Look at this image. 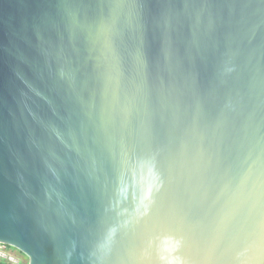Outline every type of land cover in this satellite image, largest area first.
Instances as JSON below:
<instances>
[{"label":"water","instance_id":"95a60500","mask_svg":"<svg viewBox=\"0 0 264 264\" xmlns=\"http://www.w3.org/2000/svg\"><path fill=\"white\" fill-rule=\"evenodd\" d=\"M257 151L264 0H0V243L28 264H264L247 232L169 243L184 189Z\"/></svg>","mask_w":264,"mask_h":264},{"label":"clouds","instance_id":"9594fccd","mask_svg":"<svg viewBox=\"0 0 264 264\" xmlns=\"http://www.w3.org/2000/svg\"><path fill=\"white\" fill-rule=\"evenodd\" d=\"M223 163L225 170L219 177L221 182L217 185V194L207 185L184 189L189 211L177 215L168 225L174 229L169 241L173 253L191 242L193 228L201 225L212 232H247L258 238L264 237V152L257 151L255 156L249 152L236 167L233 162ZM219 165L220 162L218 168ZM152 177L156 193L163 194V190L171 188L173 184L171 171L163 164L158 172L152 173ZM220 194L227 196L223 203L219 202ZM193 205L196 207L193 208ZM104 250L106 254V246ZM0 264H13L12 259L2 250ZM168 264L185 262L173 257Z\"/></svg>","mask_w":264,"mask_h":264},{"label":"rangeland","instance_id":"374dc122","mask_svg":"<svg viewBox=\"0 0 264 264\" xmlns=\"http://www.w3.org/2000/svg\"><path fill=\"white\" fill-rule=\"evenodd\" d=\"M13 256V264H28L27 258L14 248L9 247Z\"/></svg>","mask_w":264,"mask_h":264},{"label":"built area","instance_id":"2783aa9c","mask_svg":"<svg viewBox=\"0 0 264 264\" xmlns=\"http://www.w3.org/2000/svg\"><path fill=\"white\" fill-rule=\"evenodd\" d=\"M4 245L6 244L0 243V250L4 251L8 255V257H10L13 260V256L10 251L11 249L9 248L8 245L6 247Z\"/></svg>","mask_w":264,"mask_h":264},{"label":"snow or ice","instance_id":"6c2138e0","mask_svg":"<svg viewBox=\"0 0 264 264\" xmlns=\"http://www.w3.org/2000/svg\"><path fill=\"white\" fill-rule=\"evenodd\" d=\"M5 247L7 246V245H4Z\"/></svg>","mask_w":264,"mask_h":264}]
</instances>
